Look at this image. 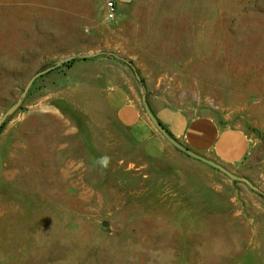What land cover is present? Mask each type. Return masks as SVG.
Returning <instances> with one entry per match:
<instances>
[{
	"label": "rangeland",
	"instance_id": "obj_1",
	"mask_svg": "<svg viewBox=\"0 0 264 264\" xmlns=\"http://www.w3.org/2000/svg\"><path fill=\"white\" fill-rule=\"evenodd\" d=\"M99 52L151 109L242 130L232 173L264 193V0H0V118L36 72ZM126 75L141 97L112 57L54 70L0 130V264H264V196L141 141L105 96Z\"/></svg>",
	"mask_w": 264,
	"mask_h": 264
},
{
	"label": "crops",
	"instance_id": "obj_2",
	"mask_svg": "<svg viewBox=\"0 0 264 264\" xmlns=\"http://www.w3.org/2000/svg\"><path fill=\"white\" fill-rule=\"evenodd\" d=\"M106 100L118 120L132 129L141 141L150 138L165 139L150 123L140 107V95L130 76H124L120 84H112L106 92ZM169 132L191 150L221 164L229 171L240 168L250 152V140L238 128H222L211 117H189L179 110L152 109ZM163 137V138H162Z\"/></svg>",
	"mask_w": 264,
	"mask_h": 264
},
{
	"label": "water",
	"instance_id": "obj_3",
	"mask_svg": "<svg viewBox=\"0 0 264 264\" xmlns=\"http://www.w3.org/2000/svg\"><path fill=\"white\" fill-rule=\"evenodd\" d=\"M101 56L115 58V59L127 64L131 68H133L135 75H136V78L142 86L141 104H142L143 110H144L145 114L147 115L148 119L150 120V122L158 130V132L165 138V140L167 142H169L174 148H176L181 153L186 154L187 156H189L195 160H198V161L214 168L215 170H218L219 172L226 175L228 178H230L231 180H233L235 182L244 183L245 185H247L249 188H251L256 193L264 196V193L260 189H258L256 186H254V184L250 180H248L247 178L235 175L234 173L229 171L227 168H225L221 164H219V163L215 162L214 160H211V159L191 150L190 148H188L184 144H182L179 140H177L174 136H172L170 134V132L167 130V128L164 127L162 122L159 120V118L156 116V114L151 109V107L148 103L146 90L143 86V83L140 79V76L138 75L137 71L135 70L133 63L130 62L129 60L117 55V54H114V53L99 52V53H94V54H79V53L73 54V55L66 57L65 59L55 61L52 64H50L47 68L41 69L38 72H36L27 82V84H26L25 88L23 89L20 97L1 116V118H0V129L20 109V107L22 106V104H23L24 100L26 99L28 93L30 92L31 88L33 87V85L35 84V82L39 78L47 75L48 73H50L54 70L62 68L63 66L69 64L70 62H73L76 60H91V59H95V58H98Z\"/></svg>",
	"mask_w": 264,
	"mask_h": 264
},
{
	"label": "built area",
	"instance_id": "obj_4",
	"mask_svg": "<svg viewBox=\"0 0 264 264\" xmlns=\"http://www.w3.org/2000/svg\"><path fill=\"white\" fill-rule=\"evenodd\" d=\"M106 12L108 20L112 21L116 18L117 15V6L115 2H109L106 6Z\"/></svg>",
	"mask_w": 264,
	"mask_h": 264
},
{
	"label": "clouds",
	"instance_id": "obj_5",
	"mask_svg": "<svg viewBox=\"0 0 264 264\" xmlns=\"http://www.w3.org/2000/svg\"><path fill=\"white\" fill-rule=\"evenodd\" d=\"M102 162L104 163L105 166H107L108 158L107 157H102Z\"/></svg>",
	"mask_w": 264,
	"mask_h": 264
},
{
	"label": "trees",
	"instance_id": "obj_6",
	"mask_svg": "<svg viewBox=\"0 0 264 264\" xmlns=\"http://www.w3.org/2000/svg\"><path fill=\"white\" fill-rule=\"evenodd\" d=\"M76 61H77V60H76ZM73 62H75V61H73ZM73 62H70V63L67 64V65H70V64L73 63ZM67 65H65V66H67ZM63 67H64V66H63ZM6 123H7V122H6ZM6 123H5V124H6ZM5 124H4V125H5ZM162 124H163V123H162ZM4 125H3V126H4ZM163 125H164V124H163ZM164 127H165V126H164ZM165 128H166V127H165ZM1 129H2V128H1ZM1 129H0V130H1ZM167 130H168V129H167ZM168 131H169V130H168ZM170 134H171V133H170ZM171 135H172V134H171ZM172 136H173V135H172Z\"/></svg>",
	"mask_w": 264,
	"mask_h": 264
}]
</instances>
